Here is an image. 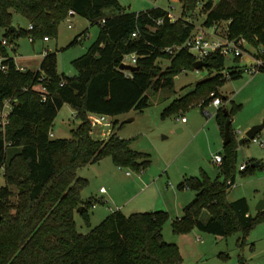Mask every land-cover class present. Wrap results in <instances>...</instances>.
Segmentation results:
<instances>
[{"label": "trees", "instance_id": "1", "mask_svg": "<svg viewBox=\"0 0 264 264\" xmlns=\"http://www.w3.org/2000/svg\"><path fill=\"white\" fill-rule=\"evenodd\" d=\"M217 1V5L215 0L206 3L207 17L202 25H217L230 39H244L262 51L264 58V0ZM181 3L183 13L191 15L202 1ZM71 10L100 26L96 42L73 61L77 74L72 79L61 74L57 54L48 51L38 71L19 70L6 50V46H12L10 38L24 32L34 40L57 37L59 25ZM14 13L25 18L33 29L15 26L18 31L13 32ZM168 14L159 7L127 13L119 0H0V30L5 31L4 38H0V111L7 100L12 108L5 128L0 121V169L4 167L6 181V186L0 188V264H185L179 246L164 238L167 212L127 216L114 211L86 234L78 231L75 222L76 212L89 221L90 203L82 198L88 181L78 177L80 168L107 157L119 167L139 171L151 163L148 154L132 148V139L119 136L116 122L106 140L95 139L89 114L117 117L133 110L141 113L150 106L148 89H173L177 76L194 70L196 60L187 50L171 55L164 49L183 45L196 25L182 18L172 22ZM160 20L163 23L159 24ZM222 22H226L225 29L220 27ZM80 37L72 46L80 42ZM129 54L138 55L140 67L131 77L120 70L122 58ZM160 60L169 61V65L163 68ZM225 61L222 55L212 54L205 62L208 69L219 72L225 69ZM242 72L240 68L231 69L230 78L217 74L197 84L193 92L174 101L163 116L199 103L204 109L221 96L219 87L227 79H238ZM38 86L44 91L36 90ZM65 105L81 122L72 130L71 138L53 139L51 128ZM239 108L219 109L222 131ZM233 141L231 131V142L226 147ZM253 163L241 172H253ZM219 169L217 180L193 177L179 185V189L195 191L196 197L184 208L183 217L173 222L176 233L198 229L226 237L231 231H240L245 239L254 225L264 220V210L252 216L246 198L233 202L227 199L229 181H236L234 159L223 157ZM205 211L209 214L207 220L202 219ZM239 264H246L245 260L241 258Z\"/></svg>", "mask_w": 264, "mask_h": 264}, {"label": "rangeland", "instance_id": "2", "mask_svg": "<svg viewBox=\"0 0 264 264\" xmlns=\"http://www.w3.org/2000/svg\"><path fill=\"white\" fill-rule=\"evenodd\" d=\"M201 1L202 4L191 15L183 13L181 0H156L155 3L150 0H119V4L127 13L159 7L177 18L201 26L207 17L204 8L208 0ZM218 3L215 0V4ZM14 26L24 30L30 27L27 20L16 13ZM220 27L225 29L226 22L220 23ZM99 33L98 24L93 25L79 15L69 16L59 25L57 37L49 41L37 37L32 42L31 35L24 32L20 36H12V46H6V50L15 59L18 68L32 71L40 69L46 51L57 54L58 70L68 77L77 74L73 61L87 53ZM4 36L5 31L0 30V38ZM78 36H81L80 42L72 46ZM246 47L250 52H257L248 43ZM160 64L165 68L169 61L160 60ZM251 64L249 56L238 59L229 56L225 61V69L219 72L207 67L184 71L175 78L173 89H148L146 95L150 106L143 112L133 110L117 117H108L112 125L117 123L119 136L132 139V148L148 154L151 163L148 168L139 171L133 167H119L112 158L107 157L80 168L78 177L88 181L82 191V198L90 204L87 209L89 221L79 212L75 213L78 231L88 233L118 210L127 216L136 212L164 211L169 216L164 226V238L179 246L185 264H239L241 258L246 264H264V220L257 222L245 239L240 231H231L226 237H221L198 229L184 234H178L173 229V222L183 217L184 207L196 197L195 191L179 189V185L193 177L217 180L220 169L214 162L216 155L234 159L236 183L227 191L228 201L246 198L252 216L258 215L257 207L264 200V147L250 139L240 143L252 127L264 122V72L252 73L242 69ZM239 68L243 70L240 78L227 79L219 87L223 100L219 108L210 103L203 109L199 103L163 116L174 101L193 92L197 84ZM236 106L240 108L234 111L232 118L234 141L230 147H226L218 113L219 109L233 111ZM73 114L76 112L69 105L62 108L51 128L53 139L72 137V130L81 122L80 119H74ZM182 118L186 121L182 122ZM107 130L101 126L94 128V137L103 139V133ZM256 138L264 142V129ZM254 161L261 162V165L253 172H241V165L249 163L251 166ZM224 179V176L220 177L221 181ZM5 186V169L2 167L0 188ZM14 191L17 190L14 188ZM208 218L209 214L205 211L202 219Z\"/></svg>", "mask_w": 264, "mask_h": 264}, {"label": "built area", "instance_id": "3", "mask_svg": "<svg viewBox=\"0 0 264 264\" xmlns=\"http://www.w3.org/2000/svg\"><path fill=\"white\" fill-rule=\"evenodd\" d=\"M151 2L155 3L156 0H150ZM69 16H75L74 11H70L68 14ZM170 21L176 22L181 18H177L174 16L171 12L168 14ZM105 21H102V24ZM159 24L163 23V20H160L158 22ZM69 28H72V25H69ZM29 29H33L32 26L29 27ZM133 37H137V33L133 34ZM50 39L48 37L44 38V41H49ZM31 41H34V38L31 37ZM3 44L7 45V40H3ZM247 42L244 39H230L225 32H223L217 25H214L212 27H205L203 25L196 26L195 31L191 35V37L183 44V45H173L166 47L164 51L168 54L174 55L178 53L181 50H187L189 53H191L194 57V59L197 61H206L208 57H210L212 54H219L223 57L227 58L229 56L234 57L235 59L238 58H244L246 56H249L252 60V64L249 67L248 65H245L242 67V69L245 71H249L252 73L257 72H264V58L262 57L263 52L258 51L256 53L250 52L248 49H246ZM138 55L137 54H129L125 55L122 58L121 64L126 65H132V66H138ZM18 68V66H17ZM1 69L6 71L5 66H1ZM21 71H25V68H18ZM127 76H132L131 71H125ZM226 77L230 78V73H226ZM41 86L35 87L38 91H44V88H39ZM213 95V94H212ZM223 103V100L221 97H216L213 99L212 104L219 108ZM11 105L10 101L7 100L4 103L3 109L0 111V121L3 128H5L9 123V115L11 113ZM76 114H73V118L76 119ZM109 116L106 115H99L90 113L88 116V119L91 123L92 127V135L94 134V128L101 126L102 128H108L107 131L103 133L104 138L99 140H106L110 134L112 133L111 128L113 127L112 123L108 121ZM182 122H185L186 119L182 118ZM53 134H51V137ZM95 138V137H94ZM96 139V138H95ZM255 142L259 143L262 147H264V142L258 140L257 138L254 139ZM214 162L216 165H222L223 163V157L221 155H216L214 157ZM248 163H245L240 166V170H245ZM229 184L231 186L235 185L232 181H229ZM103 190V189H102ZM104 191V190H103Z\"/></svg>", "mask_w": 264, "mask_h": 264}, {"label": "water", "instance_id": "4", "mask_svg": "<svg viewBox=\"0 0 264 264\" xmlns=\"http://www.w3.org/2000/svg\"><path fill=\"white\" fill-rule=\"evenodd\" d=\"M11 30L13 32H17V28L15 26L11 27ZM207 67V63L205 61H197L194 63V69L200 70L201 68ZM139 66H132V65H126V64H121L120 65V70L122 71H131L132 73L136 72L139 70ZM73 74L68 76V78L72 79ZM233 119L228 118L227 122L225 124V132H224V144L227 145L231 142V124H232ZM264 129V122L252 127L247 133H246V138L243 139L240 143H244L246 139L254 140L256 136ZM253 166L257 168L259 166V162L253 163ZM83 206L79 208V210L82 212ZM258 211L264 210V200L258 205L257 207Z\"/></svg>", "mask_w": 264, "mask_h": 264}, {"label": "crops", "instance_id": "5", "mask_svg": "<svg viewBox=\"0 0 264 264\" xmlns=\"http://www.w3.org/2000/svg\"><path fill=\"white\" fill-rule=\"evenodd\" d=\"M1 61H2V58L0 57V62H1ZM16 64H17V63H16ZM25 69H26V68H25ZM112 128H113V127H112ZM111 132H112V131H111ZM255 162H258V161H255ZM260 165H261V162H259V166H260ZM259 166H258V167H259ZM235 183H236V182H235ZM185 207H186V206H185ZM185 207H184V208H185ZM183 210H184V209H183ZM120 211H121V210H120ZM121 212H122V211H121ZM181 253H182V252H181Z\"/></svg>", "mask_w": 264, "mask_h": 264}]
</instances>
